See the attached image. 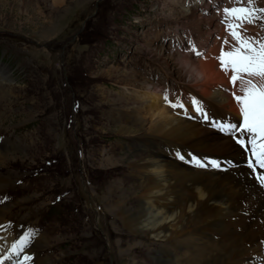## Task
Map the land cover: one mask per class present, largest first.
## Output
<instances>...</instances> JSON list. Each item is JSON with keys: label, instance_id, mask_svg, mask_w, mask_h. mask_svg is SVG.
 I'll return each instance as SVG.
<instances>
[{"label": "rangeland", "instance_id": "rangeland-1", "mask_svg": "<svg viewBox=\"0 0 264 264\" xmlns=\"http://www.w3.org/2000/svg\"><path fill=\"white\" fill-rule=\"evenodd\" d=\"M173 1L0 0V158H5L0 162V216L23 226V233H36L29 252L35 258L51 264H171L157 260L156 251L166 247L162 250L171 252L170 257L165 254L170 260H197L213 249L209 245L208 252L195 249L182 255L151 240L144 230L132 234L117 217L121 205L135 215L140 211L142 200L133 195V183L140 178L127 165L144 160L152 150L139 149L138 142L149 133V106L161 104L132 96L149 94V86L190 90L173 82L171 76L184 74L183 67H175L174 74L160 50L179 52L189 63H212L222 46L214 38L220 35L216 13L224 7L257 10L254 23L238 30L245 39L261 37L258 42L264 43V12L258 11L264 9V0H248L246 5L245 0H216V7L201 16H190L183 4ZM196 25L202 27L204 46L193 30ZM191 38L203 55L176 51L179 44L189 47ZM235 47L228 46L230 51ZM6 73L10 76L3 79ZM158 107L176 116L180 112L165 100ZM183 111L190 112L187 106ZM129 117H141L146 124L129 123L138 130L124 134L120 124ZM162 142L157 139L156 149ZM241 178L250 180L248 175ZM256 228L254 240L262 238L264 246V230L257 233ZM3 230L0 238L5 240L8 232ZM12 260L8 256L7 262Z\"/></svg>", "mask_w": 264, "mask_h": 264}, {"label": "bare ground", "instance_id": "bare-ground-1", "mask_svg": "<svg viewBox=\"0 0 264 264\" xmlns=\"http://www.w3.org/2000/svg\"><path fill=\"white\" fill-rule=\"evenodd\" d=\"M178 1L179 3L176 4L175 2L174 5L181 6L183 4V7L181 6L183 12H191L190 16H196L195 14L201 16L202 12L210 8V4L205 2L207 0H198L195 4H192L193 0H188V2H184L185 0ZM211 1L216 2V0ZM173 2V0H169V3ZM203 2L205 5L202 7ZM207 4H209L208 7ZM214 19L218 23L215 17ZM157 26L161 29L159 25ZM172 26L178 27V24H172ZM222 29H218L220 35ZM193 30L198 32L196 37L201 44L205 40L201 36L203 33H199L200 30L202 31V27L196 25ZM229 31L228 29L227 33ZM191 37L193 38L192 35ZM218 37L219 35L214 38L217 39ZM228 38L226 36L225 40H228ZM212 39L206 40L205 44L210 43ZM168 45L171 47L170 43ZM227 46L229 45L223 46L221 50L219 46L218 53L213 60H210L212 63L208 64L189 63L186 56L180 57L179 52H174L175 46H173L174 55L168 53L166 49L164 52L160 50L161 54L165 53L168 56L167 58L174 67H172L173 69L183 67L184 74L176 76L177 79H174L175 76H171L173 82L186 84L191 91L196 89L200 93L197 94L198 96L196 95V99L199 101L194 103L195 110L187 106L190 113L197 118L195 123L186 118L189 111H180L179 113L182 116H176L169 113L165 108L158 107L162 106L165 95L164 90L149 86L145 89L149 94L132 96L150 101V103L158 99L161 104L149 106L150 110L148 111L151 116L149 133L147 137H144L145 141L143 140V143L145 145L141 139L138 142L139 149H141V146H148L152 150L145 154L144 160H132L127 165L132 174L140 178L139 181L136 179L137 184L133 183V186H137L133 195L142 200L138 207L140 211L135 215L121 205V211H119L117 217L132 234H138L139 231L144 230L151 237V240L162 242L168 248L180 251L182 255L192 254L195 249H202L203 251L209 248V245L213 246L209 254L197 257V260H186L182 257L177 260H170L168 257L171 256V252L162 250L167 249L165 247L156 251V258L159 261L171 262H161L171 264H242L245 262V258L249 256L251 258V255L257 252L258 248L261 247L260 242L263 243L262 238L254 240L256 234L253 229L257 226V233L264 230V193L261 190V185L256 184L254 180L246 178L245 181H242L243 178L241 179L239 174L249 176L251 170L248 164L245 165L241 160H246L249 156L247 153L242 152V148L231 138V133L226 127L222 129L220 123L222 122L224 126L236 124L228 122L223 115L224 112L230 117L242 116L241 105L229 97L228 89L233 88V94L237 96L243 95V93L236 84L233 86L228 81L232 72L230 69L228 71L223 70L218 59L219 54L230 51ZM174 58L177 61L176 63ZM174 71V74H176V69ZM7 73L4 74L3 79H8L12 75L10 72V75H7ZM11 77L8 82L12 81ZM259 81L262 82V80ZM0 82L3 83V80ZM158 94L161 97H158ZM201 107L207 112V120L197 111ZM230 113H233L234 116ZM141 120V117H129L128 122L125 121V123L122 122V125L120 124V131H123L124 134L137 131L138 129L135 130L136 127L127 125L137 122L143 127L146 123ZM233 121L237 122L236 119ZM240 124L242 123L238 120L236 125ZM158 138L163 141L162 143L169 146H177L179 150L176 155L182 158L189 168L176 162L173 158L171 160L167 159L159 148L156 149ZM3 153L0 152V156H3ZM193 154L211 155L217 158L220 157L223 160H232L234 165L229 167L230 164L228 163L222 164L217 172H213L210 170L211 167L199 157L192 158ZM2 160L5 161V158H0L1 163H3ZM195 161L198 164H194ZM220 169L222 170L220 171ZM2 180L3 177H0V181ZM3 223H5V220L0 216V226ZM12 230H5L8 232H6L7 239L5 240H7L6 244L9 249L6 251V257L0 255V264H11L7 262L8 256L12 259L19 258V261L23 264L24 256H16L12 248L13 243L17 241L23 232L19 231L18 226H14ZM1 232L2 230H0V234ZM32 245H35L33 240L30 247L26 249L31 250ZM218 248L221 252L217 251ZM249 250L253 253L242 256L243 258L238 256L240 253L249 252ZM205 252L208 251L205 250ZM230 255L233 257L230 258ZM33 264L51 263L48 260L41 261L36 257Z\"/></svg>", "mask_w": 264, "mask_h": 264}, {"label": "snow or ice", "instance_id": "snow-or-ice-1", "mask_svg": "<svg viewBox=\"0 0 264 264\" xmlns=\"http://www.w3.org/2000/svg\"><path fill=\"white\" fill-rule=\"evenodd\" d=\"M251 3V0H249ZM257 10L240 7L232 9H224L225 17H232L236 23H228L226 28L230 30V35L239 45L233 48L231 51L222 52L218 58L223 70L232 72L230 82L235 86L237 80L241 81V84H246L248 87H241L240 91L243 95H234V99L241 105L240 111L243 116V123L240 125L229 124L224 126L222 122L221 127L227 128V130L235 135L236 132H240L241 135L236 136V143L241 147H247L251 145L253 155L256 157L255 161L249 162V167L252 168L254 164H259L261 168H264V85L257 86L251 79L243 80L242 74H246L248 77H259L264 80V43H258L257 46H253L251 42L253 38L245 39L238 31L244 23H254L253 16ZM264 12V9L258 10ZM228 43L227 40L224 42ZM194 50V49H193ZM199 54V53H197ZM164 99L170 104L171 107H183L180 101L172 103L169 101L168 94L165 93ZM197 111L207 120V112L204 108H198ZM244 132L251 135L245 137ZM257 140L259 143H257ZM212 167H220V165L213 161ZM257 179L264 186V172L258 174ZM5 229V226H0V230ZM36 233L31 230L21 234L20 237L12 245L16 256H20L27 247H30L32 240ZM33 257L24 255L23 261H32ZM17 264H21V261H17Z\"/></svg>", "mask_w": 264, "mask_h": 264}]
</instances>
